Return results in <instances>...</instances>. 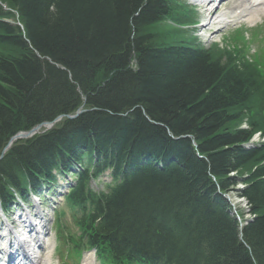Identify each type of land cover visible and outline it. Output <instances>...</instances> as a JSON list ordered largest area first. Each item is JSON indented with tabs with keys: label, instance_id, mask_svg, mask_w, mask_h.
<instances>
[{
	"label": "trees",
	"instance_id": "1",
	"mask_svg": "<svg viewBox=\"0 0 264 264\" xmlns=\"http://www.w3.org/2000/svg\"><path fill=\"white\" fill-rule=\"evenodd\" d=\"M0 2V151L18 130L72 114L83 102L88 110L8 153L1 196L34 185V174L72 155L62 152L74 142L112 151L117 166L128 151L172 154L174 173L128 162L124 186L96 204L112 254L147 243L144 264H264V143L244 147L264 136L262 69L234 52H195L168 38L159 21L183 20L171 0ZM167 128L194 142L173 140ZM239 184L235 194L252 217L242 228L222 195Z\"/></svg>",
	"mask_w": 264,
	"mask_h": 264
},
{
	"label": "bare ground",
	"instance_id": "2",
	"mask_svg": "<svg viewBox=\"0 0 264 264\" xmlns=\"http://www.w3.org/2000/svg\"><path fill=\"white\" fill-rule=\"evenodd\" d=\"M211 1H216V0H211ZM238 2H239V4L234 6L233 9L227 10V11H222L218 15L213 16L214 21H212V19H211L210 22L206 26H204L203 28L207 29L213 25L221 27V26L227 25L228 23H232V22H234L238 19H241V18H243L242 20H244L245 19L244 17H247L249 12H254V10L251 8H254V7L259 8L261 6L260 4H258L255 1H250L249 3H247L248 1H238ZM248 4L250 5L251 10L250 9L248 10V8H249ZM259 11H261V8H259ZM248 17H250V16H248ZM80 98L83 100H86V96L83 94H80ZM80 107H81V104L78 106V108L75 110V112H77L80 109ZM91 110H99L100 111V108L92 106ZM166 131L170 135V138H172L173 140L182 139V138H185L186 136H188V138H190L194 142V138L192 137V135L176 136L169 128H167ZM66 137H67V134L62 133L58 137H56V140L59 141L62 139H66ZM84 138L88 139V138H86V136ZM198 153L199 152H197V155L199 156ZM153 160L154 159L151 158V153H149V152H144V153H141L139 155H134V153L132 151H130V152L128 151L126 154L125 153L123 154V159L120 162L119 166H117V165L116 166L121 170H125L126 169L125 164L130 162V163L137 165L138 167H140L143 170L154 169V168H156V163H154ZM157 160L159 162L166 164L167 167L165 169H168V171H171V173L175 172V166L179 162L177 157L173 156L172 154L167 157V153L160 156L159 158L157 157ZM2 174H3L2 177L9 176L6 171H3ZM17 179L19 181H22L20 176H17ZM47 251H50V249L46 250V254L49 253ZM40 264H43V262Z\"/></svg>",
	"mask_w": 264,
	"mask_h": 264
},
{
	"label": "rangeland",
	"instance_id": "3",
	"mask_svg": "<svg viewBox=\"0 0 264 264\" xmlns=\"http://www.w3.org/2000/svg\"><path fill=\"white\" fill-rule=\"evenodd\" d=\"M232 4H229V6H231ZM249 26V25H248ZM164 31H166V29H163ZM213 37V36H212ZM251 46H252V50H251V52H253L254 51V44L252 45L251 44ZM87 137H91V135L90 136H87ZM69 145H70V147H69ZM68 146H67V149L68 150H65L64 152H62V153H64L65 154V152H70V153H75L78 149H79V146H78V142L77 143H71V144H69ZM111 146L112 145H110L109 147H107L106 149H105V151H109L110 150V148H111ZM99 151H100V148H99ZM71 156V154L70 155H68V156H66L65 158H69ZM58 157V156H57ZM47 163V168L45 167V169H49L50 168V166L54 163L53 162V160H50V161H47L46 162ZM57 164V163H56ZM55 164V165H56ZM232 196H234V195H232ZM243 204V203H242ZM241 203L239 204V207L240 208H242L243 210H247V207H246V205H242ZM244 206V207H243ZM246 217H248V215H246Z\"/></svg>",
	"mask_w": 264,
	"mask_h": 264
},
{
	"label": "water",
	"instance_id": "4",
	"mask_svg": "<svg viewBox=\"0 0 264 264\" xmlns=\"http://www.w3.org/2000/svg\"><path fill=\"white\" fill-rule=\"evenodd\" d=\"M79 113H80V111H79ZM58 119H60V117H59ZM58 119H57V120H58ZM53 123H54V122H49V123H45L44 125H45L46 127H51V126L53 125ZM39 127H40V126H36V127L30 129V130L27 131V132H20V133L16 134V135L10 140V143H9V145L5 148L4 152L10 147V145H11L14 141H16V140H18V139H22V138H25V137L30 136L31 134H33V133H35L36 131H38Z\"/></svg>",
	"mask_w": 264,
	"mask_h": 264
}]
</instances>
